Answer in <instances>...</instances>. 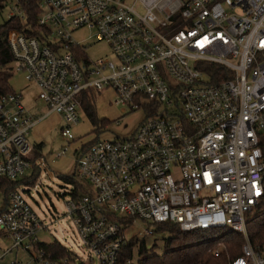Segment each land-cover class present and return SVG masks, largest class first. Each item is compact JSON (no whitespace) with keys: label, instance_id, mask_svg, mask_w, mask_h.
<instances>
[{"label":"built area","instance_id":"2783aa9c","mask_svg":"<svg viewBox=\"0 0 264 264\" xmlns=\"http://www.w3.org/2000/svg\"><path fill=\"white\" fill-rule=\"evenodd\" d=\"M39 8L46 36L10 30L6 70L23 75L47 112L33 119L20 93L0 91V178L18 182L38 167L26 135L39 121L58 114L61 136L73 141L81 95L109 88L115 105L146 117L128 137L78 153L75 177L87 190L69 196L66 210L97 264H119L138 239L124 234L135 222L147 224L139 240L164 224L233 232L241 255L227 264H264V243L253 247L246 230L264 212V0H39ZM81 29L110 56L89 60L71 36ZM25 193L11 191L0 213V264H93L39 243L46 226Z\"/></svg>","mask_w":264,"mask_h":264},{"label":"rangeland","instance_id":"374dc122","mask_svg":"<svg viewBox=\"0 0 264 264\" xmlns=\"http://www.w3.org/2000/svg\"><path fill=\"white\" fill-rule=\"evenodd\" d=\"M17 0H6L0 3V26L10 19L12 14L17 15L20 8L16 5ZM74 42L84 48L89 60L110 56L109 49L104 43L94 41V32L89 29H81L71 33ZM11 91L20 93L23 97V105L33 119L43 116L47 112L46 105L37 98L36 89L29 85L23 75L14 74L9 80ZM93 90V89H92ZM88 95H93V110L97 121H105V126H94L82 107L78 110L79 123L72 127L73 141H68L60 134L63 125L61 117L52 113L39 121L26 135L28 142L34 147L31 153V160L36 162L40 168L39 177L34 185L19 187L20 191H28L25 198L37 215L46 226V231L37 234V240L42 245H48L54 241L60 243L76 258V261L93 262L97 264L96 258L82 245V241L75 229L72 219L67 213L66 202L69 200V193L73 190L71 184L62 181V177H72L77 183L87 190L86 185L75 177V162L81 146L98 137L102 141H112L116 138H125L131 134L136 127L145 119L146 112L142 109H131L127 106L115 105V95L109 88L93 90ZM66 148V152L60 158L57 154ZM32 172V170H31ZM29 172L28 175L31 174ZM27 175V176H28ZM64 194V195H63ZM3 203V193L0 190V208ZM255 212L252 213V216ZM147 224L135 222L125 228V237L138 238L143 236V230ZM226 230L215 231L206 237H199V242L217 240ZM159 235L154 238H145L149 254H161L163 252V240L169 237V233L157 232ZM4 242V241H3ZM9 244V241H6ZM138 243V242H137ZM214 243V244H213ZM209 244L211 250H218L221 253L225 246L222 242ZM6 244V245H7ZM14 254L8 259H13ZM18 260L24 257L20 253ZM139 256L137 250L134 252V260Z\"/></svg>","mask_w":264,"mask_h":264},{"label":"trees","instance_id":"16d2710c","mask_svg":"<svg viewBox=\"0 0 264 264\" xmlns=\"http://www.w3.org/2000/svg\"><path fill=\"white\" fill-rule=\"evenodd\" d=\"M6 0H0L5 2ZM16 5L23 13V18L11 16L10 19L0 26V91L3 93L13 92L9 88L10 75L7 73L6 65L11 61V56L7 50L5 37L10 30H15L27 37H35L37 39L46 36V31L38 26L37 20L40 12L39 0H17ZM1 8V7H0ZM43 35V36H42ZM77 57H83L84 53L81 48L71 49ZM93 90H88L81 95V107L85 111L91 123L95 126H105L107 122L97 121L92 98L93 95H88ZM99 141L98 137L81 146L84 151L94 143ZM34 162V161H33ZM39 167L33 166L30 175L25 176L18 182L9 181L0 178V190L3 193V203L0 208V213L7 208L8 194L21 186H32L39 177ZM62 181L66 184H71L73 190L69 193L73 199H78L85 195L86 190L77 183L72 177H62ZM248 239L253 247L260 246L264 243V212L257 216H253L246 223ZM157 232L169 233V237L163 240V252L161 254H149L144 240H129L127 245L121 249L119 255V264H126L134 258V252L137 250L139 259L135 264H227L228 259H235L241 255V246L243 239L240 235L226 231L217 240L199 242V237H206L214 234L215 231H194L182 232L175 225L164 224L158 226ZM220 231V230H218ZM138 242V243H137ZM213 242H222L225 246L220 257H213L211 254V246ZM214 244V243H213ZM44 247L55 257L64 256V247L54 241ZM149 250V251H148ZM64 254V255H63Z\"/></svg>","mask_w":264,"mask_h":264}]
</instances>
